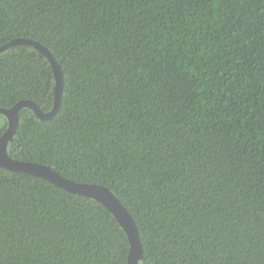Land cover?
Segmentation results:
<instances>
[{
  "label": "trees",
  "instance_id": "16d2710c",
  "mask_svg": "<svg viewBox=\"0 0 264 264\" xmlns=\"http://www.w3.org/2000/svg\"><path fill=\"white\" fill-rule=\"evenodd\" d=\"M15 38L63 87L51 119L20 109L10 157L107 186L139 264H264V0H0ZM25 99L52 108V68L10 46L0 108ZM128 247L100 202L0 167V264H126Z\"/></svg>",
  "mask_w": 264,
  "mask_h": 264
},
{
  "label": "water",
  "instance_id": "95a60500",
  "mask_svg": "<svg viewBox=\"0 0 264 264\" xmlns=\"http://www.w3.org/2000/svg\"><path fill=\"white\" fill-rule=\"evenodd\" d=\"M15 45H31L47 58L51 65L54 77V101L52 108L48 112H43L36 103L26 99L16 102L8 109L0 108V114H3L8 121L6 130L0 136V167L10 171H21L32 174L36 177L48 180L68 192L83 195L100 202L113 215L127 236L129 247L126 264H139L143 257V249L134 219L107 186L98 183L76 182L62 176L48 165L32 161L18 160L9 156L7 145L9 141L13 140L16 133L20 109L27 107L30 108L39 119H51L59 108L63 87L60 65L46 47L27 38H15L0 45V52Z\"/></svg>",
  "mask_w": 264,
  "mask_h": 264
}]
</instances>
